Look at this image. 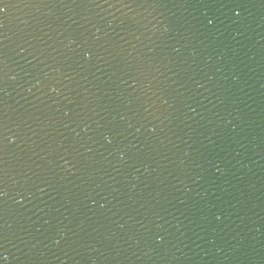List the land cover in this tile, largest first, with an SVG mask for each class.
I'll list each match as a JSON object with an SVG mask.
<instances>
[{"label":"water","instance_id":"obj_1","mask_svg":"<svg viewBox=\"0 0 264 264\" xmlns=\"http://www.w3.org/2000/svg\"><path fill=\"white\" fill-rule=\"evenodd\" d=\"M0 264H264V0H0Z\"/></svg>","mask_w":264,"mask_h":264}]
</instances>
